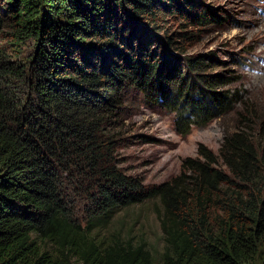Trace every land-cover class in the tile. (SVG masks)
Listing matches in <instances>:
<instances>
[{"label":"trees","instance_id":"trees-1","mask_svg":"<svg viewBox=\"0 0 264 264\" xmlns=\"http://www.w3.org/2000/svg\"><path fill=\"white\" fill-rule=\"evenodd\" d=\"M183 1L0 0V264H156L132 230L111 227L150 200L159 264H264V128L253 133L259 113L238 92L218 91L231 82L200 75L204 58L187 59L196 76L168 66L165 51L186 53L193 35L161 38L162 15L221 21ZM131 92L166 105L184 138L228 115L236 128L218 154L200 145L147 185L116 155Z\"/></svg>","mask_w":264,"mask_h":264},{"label":"rangeland","instance_id":"rangeland-1","mask_svg":"<svg viewBox=\"0 0 264 264\" xmlns=\"http://www.w3.org/2000/svg\"><path fill=\"white\" fill-rule=\"evenodd\" d=\"M178 1L184 6L183 0ZM205 12H214L221 21L193 25L178 15L161 16L155 30L161 38L166 36L165 30L167 35H193L192 40L185 41L186 53L171 48L164 50L168 54V66L170 69L180 66L183 76H196L187 59L204 58L208 69L201 72V76L223 77L226 83H231L219 87V92H238L249 109H257L259 117L252 130L261 138L260 131L264 128V0H199L196 13ZM171 87V83L164 82L161 91L166 95ZM125 99L120 118L125 140L116 155L128 174L142 178L147 185L162 184L177 176L184 160L197 157L200 145L218 154L225 133L232 132L238 121L235 116H224L207 126H194L184 138L176 131L175 113L166 105L150 101L140 92L126 93ZM159 210V202L150 200L122 211L111 224L115 229L132 230L138 239L144 240L156 264L164 251Z\"/></svg>","mask_w":264,"mask_h":264}]
</instances>
